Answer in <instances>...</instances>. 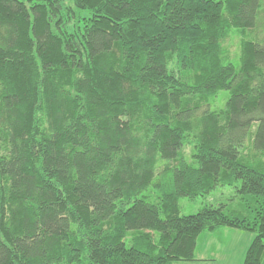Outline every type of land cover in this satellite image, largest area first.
<instances>
[{
  "label": "trees",
  "instance_id": "trees-1",
  "mask_svg": "<svg viewBox=\"0 0 264 264\" xmlns=\"http://www.w3.org/2000/svg\"><path fill=\"white\" fill-rule=\"evenodd\" d=\"M224 227L264 261V0H0V264L194 261Z\"/></svg>",
  "mask_w": 264,
  "mask_h": 264
},
{
  "label": "rangeland",
  "instance_id": "rangeland-1",
  "mask_svg": "<svg viewBox=\"0 0 264 264\" xmlns=\"http://www.w3.org/2000/svg\"><path fill=\"white\" fill-rule=\"evenodd\" d=\"M237 37H234L230 42L231 44H227L229 51L234 54L237 45ZM219 100L217 105L222 107L224 105L225 99L227 97L226 91H221L219 94ZM231 195L226 188H217L206 198H199L195 201H190L186 197H181L179 199L180 205V214H192L197 212L205 203H217L222 199H226ZM252 235L248 231H243L235 228H218V230L212 233H202L196 243L195 254L203 255L209 253V244L213 245L212 251H216L217 249L221 250V253H230V258L232 262L235 264H240L243 261L244 251L247 246L250 244L252 239ZM173 264H190L187 261H179ZM215 264H223L216 262Z\"/></svg>",
  "mask_w": 264,
  "mask_h": 264
},
{
  "label": "crops",
  "instance_id": "crops-1",
  "mask_svg": "<svg viewBox=\"0 0 264 264\" xmlns=\"http://www.w3.org/2000/svg\"><path fill=\"white\" fill-rule=\"evenodd\" d=\"M212 247H213V245L209 244V253L203 254V255H197V257H198L197 260L187 261V262H189L190 264H215L216 262H218V263L221 262L223 264H235L234 262H232V260L230 258V255H231L230 253H226V252H225V254L221 253L220 249H217L216 251L214 250V252H213ZM173 263H175V262H173ZM173 263H171V264H173ZM240 264H243V261ZM261 264H264V261H262Z\"/></svg>",
  "mask_w": 264,
  "mask_h": 264
}]
</instances>
